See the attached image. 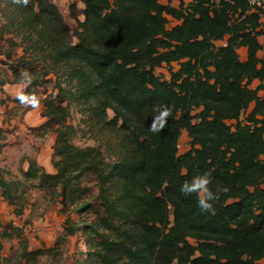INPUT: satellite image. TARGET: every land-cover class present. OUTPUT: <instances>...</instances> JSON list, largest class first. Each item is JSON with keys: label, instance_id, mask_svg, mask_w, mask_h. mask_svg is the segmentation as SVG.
<instances>
[{"label": "trees", "instance_id": "obj_1", "mask_svg": "<svg viewBox=\"0 0 264 264\" xmlns=\"http://www.w3.org/2000/svg\"><path fill=\"white\" fill-rule=\"evenodd\" d=\"M52 1L0 0V87L26 84L15 99L22 104L55 78L38 105L56 134V173L30 160L21 182L0 168V193L15 215L27 207L26 183L38 182L66 215L60 240L85 237L88 252L77 264H264V99L263 87H250L264 83V11L243 0L179 9L159 0H80L73 33ZM168 17L181 24L169 29ZM173 64L170 80L157 75ZM73 107L98 146L74 143ZM183 131L191 149L180 155ZM205 173L214 198L201 210L196 193L179 189ZM11 238L21 240L16 264L59 255L29 250L23 229L0 218V264L11 262L2 255Z\"/></svg>", "mask_w": 264, "mask_h": 264}, {"label": "rangeland", "instance_id": "obj_2", "mask_svg": "<svg viewBox=\"0 0 264 264\" xmlns=\"http://www.w3.org/2000/svg\"><path fill=\"white\" fill-rule=\"evenodd\" d=\"M212 2H219V0H212ZM52 3L57 6L66 24L74 33L77 23L72 17V8L74 4H77L79 10H81L82 2L80 0H53ZM75 9L76 15L81 21L80 11L77 8ZM262 23L264 28V19H262ZM74 40L76 41V38ZM260 41L263 47L260 55L264 59V36L260 37ZM21 51L19 50L20 55L22 54ZM239 55L241 60L245 61L247 58L246 49H240ZM0 68L6 69L1 64ZM178 68L177 64H173L171 67L164 65L162 68L157 69L156 73L165 80H170L171 69L176 71ZM26 87L27 85L24 83L8 84L0 87V168L4 171L7 179L21 182L25 181V173L30 167V160L36 161L47 173H56L52 164L56 134L51 128L44 126L47 119L43 115V106L38 105L39 101L55 91V78L52 75L49 76L47 86L40 88L35 97L24 101L22 104H17L15 99L21 95ZM250 87L251 89L263 87L259 91V96L264 99V84L256 82ZM253 106L254 104L242 114L243 121L249 116ZM30 108L32 109L29 110ZM109 116L114 118L115 115L112 111H109ZM86 120V115L80 113L77 108H72L69 123L78 130L74 143L82 148L98 146V141L88 130ZM190 143L191 140L187 132L183 131L179 139L180 155L191 149ZM26 186L28 188L26 195L27 207L21 216L15 215V207L9 206L0 193V218L4 227L8 228L13 225L23 229V238L28 241L29 250L31 251L55 249L59 253L57 257L48 255L41 257L39 264H77L82 255H86L88 252L85 237L80 233L68 240H60L66 220V215L61 212L62 207L60 204L50 202L46 192L38 188V182H27ZM68 216L73 220L80 219V216L75 213ZM82 219L89 221L90 217L85 215ZM190 241L195 244L194 240ZM20 243L21 240L18 238L2 240V255L11 261L8 264L17 263Z\"/></svg>", "mask_w": 264, "mask_h": 264}, {"label": "clouds", "instance_id": "obj_3", "mask_svg": "<svg viewBox=\"0 0 264 264\" xmlns=\"http://www.w3.org/2000/svg\"><path fill=\"white\" fill-rule=\"evenodd\" d=\"M27 2V0H25ZM23 76H27L26 72L22 73ZM153 130H157L153 128ZM209 184V176L207 173L194 177L190 182L185 181L180 186V192L184 195H189L191 193L197 194V206L201 210H207L211 207L209 203L210 200L214 198L213 193L209 190L207 185Z\"/></svg>", "mask_w": 264, "mask_h": 264}, {"label": "crops", "instance_id": "obj_4", "mask_svg": "<svg viewBox=\"0 0 264 264\" xmlns=\"http://www.w3.org/2000/svg\"><path fill=\"white\" fill-rule=\"evenodd\" d=\"M225 1H227V0H225ZM159 2L161 3V4H163V5H170L171 7H173V8H176V9H179L180 7H181V5L183 4L184 5V7L185 8H188V6L190 5V4H192L193 2H194V0H159ZM211 2H212V0H211ZM219 2H220V0H219ZM219 2H215V3H219ZM82 11L85 9V6H84V4H82L81 5V8H80ZM253 10H255L254 8H252ZM263 11H264V9H262ZM82 18V19H81ZM81 21H84V16H81ZM168 19H169V21H170V25H169V29H171V28H173V27H175V26H177V25H179V24H181V22H179V21H176V20H174L173 18H171V17H168ZM262 19H264V15H263V17H262ZM262 19H261V22H262ZM264 29V28H263ZM259 41H260V37H259ZM260 43H261V41H260ZM262 44V43H261ZM245 49V48H244ZM246 52H247V50H246ZM261 53V52H260ZM260 53H259V58L260 59H263L262 58V55H260ZM256 82H260V84H264L263 82H261V81H259V80H255L253 83H256ZM252 83V84H253Z\"/></svg>", "mask_w": 264, "mask_h": 264}, {"label": "built area", "instance_id": "obj_5", "mask_svg": "<svg viewBox=\"0 0 264 264\" xmlns=\"http://www.w3.org/2000/svg\"><path fill=\"white\" fill-rule=\"evenodd\" d=\"M234 1V0H233ZM254 9H264V0H243Z\"/></svg>", "mask_w": 264, "mask_h": 264}]
</instances>
